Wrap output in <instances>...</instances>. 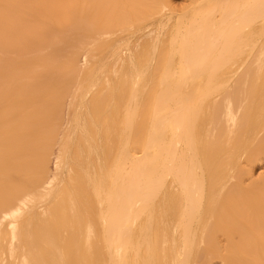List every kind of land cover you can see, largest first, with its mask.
Returning <instances> with one entry per match:
<instances>
[{
  "label": "rangeland",
  "instance_id": "374dc122",
  "mask_svg": "<svg viewBox=\"0 0 264 264\" xmlns=\"http://www.w3.org/2000/svg\"><path fill=\"white\" fill-rule=\"evenodd\" d=\"M117 1H119V0H117ZM117 1L116 0H49V1L48 0H0V35H1L0 39H3V40H0V45L3 48V45L10 44L8 46L11 49V46L13 47L15 43H16L15 44L16 46L18 44V46H17L18 50H16V51H14L17 48L16 46H15L16 48L13 47L14 50L12 49V50H4V51L0 47V60H2L5 65L13 63L15 60V57L16 58H18V57L23 58L25 56V58H26V56L30 52V49H28L26 46L31 48V45H33L35 43L37 45H41V44L45 45L46 43L49 44V45L42 46V47L36 46V44H35V46L37 48L34 49V50H36V52H40L41 56L43 57L42 62H41L42 63L41 69L39 70L38 75H37V80L38 79L41 80V83H42L41 92H40V94H41V96H40L41 101L40 102H41V105L43 106V108H41V109L39 108L40 110L38 109V112L41 113L42 117L40 118L41 120H39L40 121V128L39 129L41 131L39 132V141H37V145L39 147H42V149L44 147V149H43L44 151L50 150L49 163H48V168H47L48 170H47L46 175H45V182L44 183H47L46 182L47 179H48V182L51 181L54 174L56 173L55 163L57 162V158L59 156L62 137L64 136V134H66V131L70 126H71V130L74 127H76L75 125H73L74 122L72 123L73 120L71 121V119L73 118L72 114H74V113L72 112V114H70V111H69V104H70L71 98L75 92H78V94L80 96L82 94V96L84 97L80 101V103L82 102V105L84 106V108L82 106V107L78 108V110H77L82 116L80 123L83 125V122L84 123L86 122L84 125H85L86 129H88V131H87L88 134L90 131L92 132V133L90 132L89 135L87 133H83L82 128L80 127L81 129L80 128L76 129V132H75L76 134H77V130H79V131H78L77 139H76V136H75V139L79 140V136L81 134H83V135H81V137L83 136L85 138V136H87L90 138L91 142L96 141L97 145H99V149H98L99 152H97V153L100 154L101 160L103 163V167H102L100 165V163L98 162V158H97L96 154L92 153V158H91L92 160L91 161H92L93 165H95L97 162H98V164L95 165V167L90 168V172L89 171L88 172L91 173V175L93 173L96 174V172H97V174H96L97 176L92 175V176H94L93 177L94 179H96V178L100 179L101 176H105L104 174L108 173L107 171L114 169L116 166V162L121 157L128 156L131 159H133L136 157L137 158L143 157V156H146L148 154V156L150 157L149 159H151V158L154 159L155 156L160 154V152L162 151L161 146L163 144H165L166 141L168 142L170 140L172 134L167 132L166 126L162 124L163 112L165 110L170 109L168 106V103H171V100L169 102L168 101L158 102L157 96L159 94V91H161L164 94V96H168L169 94H173V93H174L173 96H175L178 93L179 89H182V91L184 90L185 92L186 91L190 92L191 94L193 92L194 93L197 92L199 94L201 93L200 102L198 103L199 105L196 108L197 110L195 113V117L193 118L192 133H193L195 140L198 143V147L200 148V150L198 148L199 155L200 154L203 155L202 160H201V155L199 156V158L201 160V164H204L203 166L201 165L203 182L208 186V188L212 187V185H213L212 188L217 189L222 182L225 183V178H227V176H230V174H229L230 172H231V174H233L235 176L233 182L231 183V185H229V187L226 189V191L222 194L220 200H222L223 203H225V205H226V207H224V209L226 208L227 215L231 216L233 218H236L239 221V224L236 227L223 226L224 232L225 231H228V232H225L226 235H223L222 233L219 234L217 237V243H216V251H218V253H220L221 255L216 253L215 249L213 251V249L210 248L208 250V252L205 253V255H200L198 260H195V261L193 260V262L191 261L192 263L191 262L190 263L191 264H225V261H226L225 256H227V254L229 253L228 255L231 254L232 257L235 258V260H234L235 264H250L249 260H252V258H254V260H256L258 264H259V262H260V264H264V260H263L264 258H262V257H264V254H263L264 253V243H263L264 242V237H263L264 231H260L261 228L260 227L258 228L259 225H256L257 220H260V218L262 219L264 216V214H263L264 213V190L262 189V188H264V140H263L264 139L263 138L264 132H262L260 134V136L262 135L261 139H259L260 136L256 139L257 134H258L257 131L259 129L260 130L264 129V121H262L264 118V92H263L264 91V77H263L264 76V62H263V66H262L263 68H262V71H261L259 77L254 76L252 78L253 82L251 81L249 87L246 89V91L244 92L243 95L240 94L241 95L240 101H239V99H237V100L235 99V106L236 107L239 105L238 104L239 102L241 103L242 99H244V103H245V107L242 110L241 117H240V126L236 130V132L233 133L232 135H228L226 132L227 127H225L227 125L224 123V122H226L225 117H224L225 115L221 116V119L219 117L220 114H222V111L224 110L221 99L224 98V95L226 93L231 91V90L227 89L225 87V85L227 86V84H229L231 79L234 78V76L236 74H240V78H243V75L246 74L248 72V69L251 67L250 65L255 63L257 59L260 58V59H263V61H264V55H263L264 54L263 53L264 52V39H262V37H264V18H262V16H259L258 14H255V12H254L255 18L251 19V21L247 25H243V20L240 21L238 24V27L236 28V32L233 35V38L230 39V42H228V44H226L224 53H219L218 55H215L213 57L214 59H212V61H211V65H212L211 69L206 70L200 74L193 75L192 74L193 70L191 67H189V62L186 63V61L189 57L187 55V53L191 52L192 47L194 46L193 43L185 42L184 40H176L175 42L172 43L168 38H165V39H163V42L161 44L157 45L158 47H157L156 52H155V50L153 51V49H152V48H154V46L151 43V40L146 38V36H144V35L142 37H140V36L143 34V32H147L148 30H151L153 32L157 31L159 26H156L153 28V26H154L153 24H156L157 23L156 20L161 18L162 14L166 13V12H167V14H164L162 17L171 18V22L169 23V26H168L169 29H171L176 24V20L178 21V18H180L181 16L182 17H184V16L189 17L190 15L195 14L197 12V11H194V6H195V10L198 8V6L199 7L201 6L199 4L197 5V3H198L197 1H199V0H159V1L155 0L156 1L155 5L158 4L159 7H157V11L155 12V14L153 16H150L146 19H141V21H138L135 23L131 21L129 23L124 24V26H115L114 25L115 22L113 19L118 14L122 13L120 11V9L122 7L116 8V6L113 5V2L116 3ZM140 1L142 2L141 4L147 2V0H140ZM195 4L197 5V8H196ZM5 6H7V7H5ZM47 6H48V9H47ZM51 6H55V9L50 10ZM208 9L209 8L207 7V10H205L204 13H206V11H208ZM190 12H191V14H190ZM215 13H217V15L219 16V12L217 10L215 11ZM5 14H6V16H5ZM182 14H186V15H182ZM176 16L177 17L179 16V17L177 18ZM153 18H155V19H153ZM152 19H153V21H152ZM143 24H145V25L143 26ZM150 24H151V26H150ZM142 26H143V28H142ZM136 27H138V28H136ZM131 29H133V30L135 29V30L132 31ZM128 31H130V32H128ZM126 32L128 34H126ZM83 33H85V34L86 33H93V34L91 36L87 37ZM122 33H123V35H122ZM255 37H256V39L257 38L258 39L256 40ZM260 40L261 41L263 40V41L260 42ZM97 41L98 42L101 41L99 43V45H98ZM122 41H123V43H122ZM253 41H254V43H253ZM2 42H3V44H2ZM81 42L86 43V45H84L85 47H83V48H79V49L77 48L76 49V62H75L76 66H75V69L69 70V65H68L69 52L71 51V48H73V47H78V46L80 47ZM117 42H119V44ZM93 43H97V44H95V46H92ZM182 43H183V45H182ZM120 44H121V46L118 48V46ZM21 45L22 46L24 45V48H22ZM50 45H51V47H48ZM96 45L98 47L93 48V47H96ZM19 47H21V48H19ZM61 47L63 48L64 52L60 53L61 57L58 58L57 64L53 67H49L50 60L57 59V55H58V53H56L54 55V57L52 58L51 57L52 50L58 51V49H60ZM112 47L113 48L116 47L119 51L123 50L120 52L123 54L116 53V56H115L113 54L114 50ZM4 48H5V46H4ZM110 48H111V50H109ZM27 49L29 51H27ZM90 49H92V50L95 49L93 51L94 55L100 56V57L98 56L97 57L98 59L96 58L95 61H100L101 59L107 58V66H106L107 70L105 73L104 72H102V73L98 72V73H96L95 76H92L95 79H93V78L91 79V77H88L87 79L89 81V85L95 80L98 81V83L95 81L97 84L95 85L93 90L91 88L92 87L91 85L90 86L86 85L85 86L86 89L83 88L81 90L82 92L80 91V93H79V91H77L78 85L81 86V83H82L81 81L83 79V77H82L83 71L87 67V65H89L85 61V56H86L88 51H92ZM144 49H147L148 53H147V50L143 51ZM255 49H257V50H255ZM31 50H33V48H31ZM104 50H108V51H104ZM17 51H19V52H17ZM145 52H146V55L144 54ZM152 52H154L155 54ZM158 52L160 54H157ZM156 54H157V57H156ZM13 56H14V58H13ZM177 56H178V58H175ZM242 56H245V57H242ZM48 57H49V59H48ZM145 57H146V59H145ZM241 57L244 59H241ZM141 58H143L144 60ZM248 58H249V61H248ZM174 59H176V61L178 59V61L174 62ZM237 59H240V60L238 61ZM7 60H8V62H7ZM136 60H138L139 62ZM163 60H165V61L163 62ZM10 61H12V62H10ZM120 62H122V63L120 64ZM245 62H249V63L247 64V66L243 67ZM162 63H164L165 65L170 63L171 67H173V69H171L172 75L166 79L167 82H165V80L163 79V76L161 75L162 74L161 71L164 68V64H162ZM175 63H176V65H175ZM126 65H127V67H126ZM120 66H121V70H120ZM137 66L138 67L140 66V68L138 69ZM151 66H152V68H151ZM122 67H123V69H122ZM124 67H126L127 69ZM134 67H136V69ZM146 67H149V68L146 70ZM228 67H230L231 70ZM108 69H110V70H108ZM151 69H152V71H151ZM123 70L124 71L126 70V71L123 73ZM141 70H143V71L145 70V72H148L150 75L148 74V77H146L147 75L145 74V78L143 77L144 79L140 81V83L137 85V87L133 88L135 75H136L137 71H141ZM225 70H226V72H225ZM238 70L240 72H238ZM120 71H122V72H120ZM131 71L133 73H130ZM227 71H229V72L227 73ZM255 72H256V70L255 71L253 70V73H255ZM99 74H101L102 76ZM182 74L184 75V77H182ZM189 75L191 78L189 77ZM151 77H152V80H154V81L151 80ZM129 78H130V81H129ZM182 78H184L186 80L185 86L183 84L181 85L182 80H184ZM204 78H205V81H204ZM223 78H224V80H223ZM254 78H255V81H254ZM187 79H189L188 82H187ZM258 79H260V80H258ZM227 80H228V82H227ZM256 81H257V84H256ZM107 82H109V83H107ZM224 82H226V83H224ZM123 84L125 87L123 86ZM253 85H255V86L253 87ZM192 86H194V87H192ZM110 88H111V92H110ZM171 88H173V89H171ZM222 88H224V89L220 91V89H222ZM133 89L136 92V94H135V92H133ZM233 89H235V88H233ZM171 90H172V93H171ZM90 93H92V94L90 95ZM216 94H218V95H216ZM89 95H90V98L92 97V99H91L93 101L92 103H94V104L91 103L93 105V106H91V108H88L90 105ZM133 95L136 96V99L138 98L137 100H135L136 102L133 101L132 99H130V97L132 98ZM212 95H214V96H212ZM117 96H121L120 97L121 100ZM127 96H128V98H127ZM59 97L61 99V102L63 103L62 115H61V117L56 116L54 119H50L48 122L47 119L45 120V116H46L45 112H46V110L50 109V107H52V105H54L55 100ZM95 97H96V99H95ZM108 98H110V99H108ZM123 98L126 100V102H127V103L125 102L126 104H124L123 101H125V100H123ZM77 99H78L77 103H79V98H77ZM107 99H108V101H106ZM208 99L211 102H209ZM127 100H132V101H127ZM109 101H110L111 105H109ZM112 101H114V103ZM118 101L119 102L121 101V102L119 103ZM106 102H108V106L111 109H108L109 108L108 106H107L108 108L105 109L106 107L103 105V103L106 104ZM128 102H129V104H128ZM130 102H131V104H130ZM134 102L136 105L134 104ZM85 103H86V106H85ZM112 104H114L113 109L116 112L112 109V107H113ZM120 104L123 105V107L119 106ZM125 105L128 107L126 108ZM253 106H254V108H253ZM258 106H260L261 108ZM133 107H134L135 114L137 115V117L135 115L131 116V117H134V118H132L133 121H130V124L129 123L127 124V121L124 120V118L126 119V117H127L126 115L128 114V112L134 113ZM90 109H92V110H90ZM117 109H118V112H117ZM252 109H253V112H252ZM80 110H81V112H80ZM104 110H106V111H104ZM139 110H140V112H139ZM103 111L105 113H103ZM107 111H108V113H106ZM101 112L103 114H106V115H104V121L102 120V118L100 120V117H103V115H100V117L98 116L99 113L101 114ZM111 114H112V116H111ZM84 115L85 116L89 115L88 116L89 118H90V115H91V117L93 116V118L91 120L92 124H91L89 119L86 120L87 117L84 119ZM123 115H124V117H123ZM110 116L112 118L114 117L113 119L115 120V121L113 120L112 123H109L110 122L109 121ZM128 116H129V114H128ZM261 116H262V118H260ZM95 118H96V120H98V122L96 121L97 125L99 124L98 126L96 125V123L94 121ZM112 118H110V120H112ZM117 119H119V122ZM149 119H150V121H149ZM99 120H100V123H99ZM107 120H108V122H107ZM116 120H117V122H116ZM128 120H129V118H128ZM101 121H103V124H105V121L107 123L102 126ZM120 121H121V123H120ZM125 121H126V123H125ZM250 121H251V123H250ZM70 122H71V124H70ZM261 122H263V124ZM87 123L89 125L88 127H90L91 130H89V128L87 127ZM108 123H109V125L107 127L106 125ZM111 124H113L111 126L113 131L110 130V127H109ZM119 124H121V126H123V127L125 126L124 128L126 130L123 127H120ZM204 124H206V125H204ZM251 125L255 130L252 127H250ZM254 125H256V126H254ZM196 126H199L198 128L200 131H197L198 128H196ZM102 127H104V129H102ZM93 128H94V130L97 129V133H95L96 135L99 132V134L97 135V137L98 136L99 137L97 139L94 138L95 140L92 137L94 135ZM156 128H157V132L155 130ZM205 128H206V130H205ZM210 129L211 130L213 129L214 131L212 130V132H211ZM247 129H248V131H247L248 134L246 133ZM100 130L101 131L104 130V138H103V133ZM114 130H116V131L114 132ZM208 130H210L209 131V133L211 132L210 134L208 133ZM50 131H51V133H50ZM110 131L113 132L114 135L112 133L110 135ZM123 131H124V133H122ZM79 133H81V134H79ZM195 133L197 135H195ZM213 133H214V138H216V139H215V143H214L213 148L210 149L211 148V138H212L211 136ZM245 133H246V136H245ZM91 134H93V135L91 136ZM122 134H124L123 138H121ZM199 134H200V136H199ZM96 135H94V136L96 137ZM100 135H102V136L100 137ZM166 135H168V136L166 137ZM206 135H207V137H206ZM250 135H251V137H250ZM109 136H110L111 140H109L110 139ZM82 138H81V141L79 140V142H82V143H80V144L78 143L81 147V150L74 148L75 149V151H74V149H72L73 150L72 155L76 154L79 157L80 162H81V158L83 160L84 157L86 156V153H84V148H83L84 145L82 146V144L84 142V140L82 141ZM164 138H165V140H164ZM167 138H168V140H166ZM252 138H254V140ZM103 139H105V141L108 145L105 143V141ZM251 139L253 140V142ZM208 140L210 142H208ZM107 141H109V142H107ZM101 143H103L104 146ZM174 143H176V141H174ZM235 143H237V144H235ZM249 143H250V145H249ZM202 144H204L206 151H204V149L201 150L203 147V146L201 147ZM105 145H107V147ZM240 146H241V149H240ZM245 146H248V147L250 146V147L245 148ZM232 147H233V149H232ZM242 147H243V149H242ZM105 148H106L107 155L109 154V156L106 155V157L109 158V161H107V162H106L107 158L105 159V157H104L105 156ZM113 148H115V150ZM82 149H83V152H82ZM173 149L176 151H178V150L181 151V149L183 150L184 149L183 143L180 144V142L179 143L177 142V145H175V147H173ZM78 150H80L81 152L78 153ZM121 150H123V151H121ZM150 150H152V151H150ZM232 150H234V151L231 153ZM237 150H239V151H237ZM201 151H203L204 154L201 153ZM237 152L238 153L240 152V154H238ZM82 153H84L83 154L84 156L81 155ZM241 153H242V155H241ZM79 154L81 155V157ZM150 154H151V156H150ZM74 155H73V157H75ZM116 155H117V157H115V159H114V156H116ZM119 155H121V156H119ZM235 157H236V159L234 160L233 158H235ZM75 159H76V157H75ZM93 161L95 162V164ZM131 161H133V160H131ZM105 162H106V164H105ZM205 163H206V165H205ZM232 163L234 164V167L236 169H234ZM230 165L232 168L230 167ZM108 166H110V167H108ZM203 167H204V169L207 168V171H204ZM233 169H234V171H233ZM230 170H232V171H230ZM77 171H78V169L74 170L72 172L68 171L67 174H65L66 173L65 172L64 175H62L63 177L61 176V178L62 179L66 178V180L69 181V183L67 181H64V180L62 181V179L59 178V180L61 179L60 183L61 182L62 183L60 184L61 186H58L60 190H58V187H57L56 191L62 192L64 195V198L67 196V194H71L73 191L74 203H77V202H75V200L77 199L78 203L81 205V203L84 200H86V201H84L85 203L83 202V204L81 205L82 207L80 206L78 208L79 204L77 203L76 204L77 208H76L74 206V204L70 202L69 204L66 203V207L68 208V205L71 206L70 207L71 211L68 210L67 208H66V210H64L62 207L63 204L60 201V200H62V198L57 196L59 194V192L57 193L56 191H54L56 193V195L54 193L55 198L52 201H51L52 198H50L49 200H46L43 203H40L41 205L39 204V206H40L39 208H34L35 214L33 215V218L35 220L33 218H31V220L27 219V222H29V223H31V221L33 220V222L31 223L32 228L26 222V219H25L29 215H23V217L16 218V222L17 223H23V220H24V222H26V224L24 223L23 225H25L27 230L30 227V234H31V238L33 240L32 244H34V245H32V248L34 247L35 249L40 250V251H43L42 249H44L42 230L45 227L50 233V238H52L55 241L57 249H60L63 252L62 254H64V256H66L65 257L66 264H107L108 260H109V257H108L109 254H107L108 249H107V245L105 243V236L103 235L104 234V232H103L104 226H103V221H102V204L100 202V199L97 197L96 193L94 192V189L91 188V185L89 187V185H88L89 182L87 181L88 178L87 177L85 178L86 172L80 168L79 172L81 175H79L77 173ZM83 172H84V174H83ZM205 173H206V175H205ZM207 173H209V175ZM99 175H100V177L98 178ZM204 175L209 179L211 178L210 180H208V182L210 184L208 182H205L207 179L204 177ZM36 176L37 175L33 176L32 179L33 180L37 179ZM76 176L78 178H79V176H83L84 180L81 181V179H82L81 178L80 181H78ZM204 179H206V180H204ZM227 179H229V178H227ZM168 181H167L168 185L166 188L167 193L163 194V196H161L157 200V204H156L157 205L156 208L161 209L162 211L158 212L156 214L159 215L158 217H160L162 215L164 216V214H162L163 209H164V211H166L165 209L167 207L168 217H169V219H173L174 214L176 216L175 210L177 209V205H176L177 203L175 200L177 199V197H176V199H174L173 196H175V195L172 192V190L169 189V187H171V185H173V182H172L173 180L171 179V182H170V179H169ZM229 182H230V180H229ZM66 183H67V185L70 184L72 189L70 188V186H67ZM252 183H253V185H252ZM82 184H84L85 187L81 188V186H83ZM234 185L235 186L237 185L236 188L238 190L236 189L231 194V196L228 195L230 197L226 196L227 191L230 190L231 187H233ZM238 185H239V187H238ZM240 187H242V188H240ZM83 189H85V191ZM169 190H171V192ZM37 191H38V189L35 190V193ZM82 193H84V194H82ZM168 193H169V195L171 194L170 197H168L169 196ZM259 194L261 196H259ZM74 196H75V199H74ZM232 197H234L235 201ZM209 198L210 197H208V199ZM169 199H172V200L174 199V201L172 202V200H170L171 201L170 202ZM261 199H263V200H261ZM47 201H48V203H47ZM166 201H167V203H166ZM174 202H175V204H174ZM254 202L257 203L261 209L263 208V212L261 213V211H260L257 214H255V215H257V218H255L256 220H252V221L251 220H245L246 223L248 222L247 223L249 225L248 226L244 221L247 214H245L244 212L241 213V211L238 207L244 208V206H245V210L248 211L247 206H249V208H252V206L255 205ZM159 203H160V205H159ZM164 203H166V204H164ZM85 204L87 206H85ZM170 204L172 206L174 205L173 210H172V208H170V207H172ZM221 206L222 205H218L217 210H219V208ZM235 206H238V207H235ZM83 207L84 208L86 207L85 211L90 207L89 208L90 210L88 209L89 213L87 211L85 212ZM21 208H22V211L24 212L27 207L21 206ZM82 208H83V210H82ZM36 209H37V211H36ZM168 209H170V212ZM82 211H83V213H82ZM248 212H250V211H248ZM37 213H38V215H37ZM90 213L93 216L90 215V217H88ZM160 213H161V215H160ZM232 213H234L235 215ZM243 214L245 215L244 218H243ZM260 214H262V215H260ZM95 215H96V217H94ZM259 216H261V217L259 218ZM89 219H91L90 220L91 223H89ZM93 219H94V222H96V223L93 222ZM248 219H250V218H248ZM92 223L94 225H92ZM243 225H245V227H249V228H244ZM91 226H93V227H91ZM250 226L252 227V229H251L252 231L250 230V228H251ZM91 228L95 229V231H92ZM6 230H7V232H6ZM6 230L4 229V232H6L7 234L5 235V233H3L4 237L2 236V239H1V242H2L1 247L2 248L0 251V264H19L20 263V262H18V261H20L19 251H17V249H16L17 252L15 255H12L11 253L9 254V252H10L9 245L11 242H14L15 245L18 246V244L20 242V241L18 242V240H21V237H19L18 239L16 238L17 241L16 240L14 241L12 238L13 236L11 235L10 228H7ZM261 230H263V229H261ZM230 231L232 234L230 233L228 236V233ZM8 233H9V238H8ZM93 233L96 234L95 238L93 237L94 236ZM200 233H202L201 228H200ZM260 233H263L262 236ZM170 234H171V231H170ZM197 234H199V233H197ZM77 235H78V237H77ZM201 235L202 234L198 235V237L200 236L199 237L200 239H201ZM199 238H198V240H200ZM74 239H76V240H74ZM77 240L79 241V244L81 246L79 244L78 245L75 244L76 246H73L74 243L78 242ZM74 241H77V242H74ZM198 243H200V242L198 241ZM4 244H6L5 245L6 249L3 246ZM217 244H218V246H217ZM203 245L204 244H202V243L199 244V246H198L199 251L203 250ZM3 247H4V249H3ZM75 247L77 250L75 249ZM218 247H219V249H218ZM225 247L228 250V251H226V253H225V250H226ZM258 247H260V248H258ZM222 249H224V250H222ZM70 251L71 252L77 251L76 255L79 252L80 258L78 257V255L77 256L74 255L73 257L70 258V256H69ZM200 252H202V251H200ZM258 252H261V255H263V256L261 257L260 253H258ZM18 253H19V255H18L19 257L16 258ZM222 253H223V255H222ZM38 257H40V260H41V256L38 255ZM77 257L79 258V260ZM104 258H105V260H103ZM166 263H169V264L171 263L168 258H167Z\"/></svg>",
  "mask_w": 264,
  "mask_h": 264
},
{
  "label": "bare ground",
  "instance_id": "6f19581e",
  "mask_svg": "<svg viewBox=\"0 0 264 264\" xmlns=\"http://www.w3.org/2000/svg\"><path fill=\"white\" fill-rule=\"evenodd\" d=\"M155 2H156L155 0H147V2L143 3V4H141L142 2L140 0H138V1L137 0H119L116 3L113 2V5L116 6V8L122 7L120 9V11L122 13L118 14L113 19L115 22L114 25L115 26H124V24L129 23L131 21L135 23V22L141 21V19H146L150 16H153L155 14V12L157 11V7H159L158 4L155 5ZM197 2H198L197 5L198 4L201 5L200 7L198 6V8H197V5L195 4L197 9L195 10V6H194V11H197V12L195 14L190 15L189 17L188 16H184V17L181 16L180 18H178L179 16L178 17L176 16L178 18V21L176 20V24L171 29H169V27H168L169 23L171 22V18L162 17L164 14H167V12H166V13L162 14L161 18L156 20L157 21L156 24H153L154 25L153 28L156 26H159L157 31L153 32L151 30H148L147 32H143V34L140 36V37H142L144 35V36H146V38L151 40V43L154 46V48H152V49H153V51L155 50V52H156V49L158 47L157 45L161 44L163 42V39H165V38H168L172 43L175 42L176 40H184L185 42L193 43L194 46L192 47L191 52L187 53V55L189 57L186 61V63L189 62V67L192 68V70H193L192 74L193 75H197V74H200L206 70L211 69V67H212L211 61H212V59H214L213 57L215 55H218L219 53H224L225 46H226V44H228V42H230V39L233 38V35L235 34L236 28L238 27V24L240 21L243 20V25H247L251 21V19L255 18V14H258L259 16H262V18H264V0H199ZM207 7L209 9H208V11H206V13H204V11L207 10ZM47 9H48V6H47ZM54 9H55V6L50 7V10H54ZM216 10L219 12V16L217 15V13H215ZM191 12H190V14H191ZM254 12H255V14H254ZM182 15H186V14H182ZM5 16H6V14H5ZM153 19H155V18H153ZM153 19H152V21H153ZM145 24H143V26ZM143 26H142V28H143ZM150 26H151V24H150ZM136 28H138V27H136ZM131 30L134 31L135 29L134 30L131 29ZM128 32H130V31H128ZM83 34H85V33H83ZM92 34L93 33H86L85 36L89 37ZM126 34H128V33L126 32ZM122 35H123V33H122ZM0 37H1V35H0ZM255 39H256V37H255ZM262 39H264V37H262ZM0 40H3V39H0ZM123 41H122V43H123ZM262 41L260 40V42H262ZM100 42H98V45ZM117 43L119 44V42H117ZM253 43H254V41H253ZM2 44H3V42H2ZM15 44L13 46L14 48H16L18 46V44H17V46ZM35 44L31 45V48H33V50H31L30 47L26 46L28 49H30V52L28 53L26 58H25V56L23 58H19V57L16 58L15 57V60L13 59L14 62L11 64H8V65H5L4 62L2 60H0V251L2 248L1 247L2 246L1 239H2V236L4 237L3 233H5V235H6L7 234L6 229L10 228L11 235L13 236V237L12 236L11 237L13 238L14 241L16 240V238L18 239L19 237H21V240H18V242L20 241L18 246H16L14 242H11L9 245V250H10L9 254L11 253L12 255H15L16 252L19 251L20 255L18 253L16 256V258H18L20 256L19 257L20 261H18V262H20L19 264H66V262H65L66 256H64V254H62L63 252L60 249H57L55 241L52 238H50V233L45 227L43 228V230L41 229L43 232V234H42L43 235L42 236L43 243H44V249H42L43 251L37 250L34 247H33L34 249L32 248V245H34V244H32L33 240L31 238V234H30V227H31V223L33 222V220L31 221V223H29V222H27V219L31 220V218H33V215L35 214L34 208H39L40 203H43L44 201L49 200L50 198H52L51 199V201H52L55 198L54 196L56 195V193L54 191H56L58 186H61L60 185L62 183V182L60 183V180L62 179L61 176L64 175L65 172H66L65 174H67L68 171L72 172V171L78 169L77 173L79 175H81L79 172V169L81 168V169H83V171L86 172L85 178L86 177L88 178L87 181L89 182V184H88L89 187L91 185V188L94 189V192L96 193L97 197L100 199V202L102 204V221H103V226H104V231H103L104 234L103 235L105 236V243H106L107 249H108L107 254H109L108 255L109 260H108L107 264H165L167 262V258L170 260V262H171L170 264H191L193 262V260L194 261L198 260L200 255H205V253L208 252V250L210 248L213 249V251L215 249V252L218 253V251H216L217 237L221 233L223 235H226L225 232H228V231L224 232L223 226L236 227L239 224V221L236 218H233V217L227 215L226 208L224 209V207H226V205H225V203H223L222 200H220L222 194L226 191V189L229 187V185H231L235 176L233 174H231V172H230L229 173L230 176H227V178H229V179L225 178V183L222 182L217 189H215V188L213 189L212 188L213 185H212V187H209L210 188L209 189L208 186L203 182L202 169H201V165L202 166L204 165V164H201V160L203 159V157H202L203 155L200 154L201 155V160H200V158H199L200 148L198 147V143L195 140L193 133H192L193 118L195 117V113L197 110L196 108L199 105L198 103L200 102L201 93L199 94L197 92H195V93L193 92L191 94L190 92H187V91L185 92L184 90L182 91V89H179L178 93L175 96H173L174 93L169 94L168 96H164V94L161 91H159V94L157 96L158 102H162V101H168L169 102L171 100V103H168V106L170 109L165 110L163 112L162 124L166 126L167 132L172 134V136L168 142L166 141L165 144L162 143L163 145L162 146L160 145L161 149H162L160 154L155 156L154 159H152V158L149 159L150 157L148 156V154L146 156L138 157V158L136 157L133 159H131L128 156L121 157L116 162V166L114 169L107 171L108 173L104 174L105 176L100 177V175H99L98 178L100 177V179H97V178L94 179L93 178L94 176H92V175H96L97 172H96V174L93 173L91 175V173H89L90 168L95 167V165H97L98 162L103 167L101 156H100V154L97 153V152H99L98 151L99 145H97V142L96 141L91 142L90 138L87 136H85V138L82 136L84 138L83 139L81 137V135H83V134L79 133V134H81L79 136V140L81 141V138H82V141L84 140L82 146L84 145L83 148H84V153H86V156L84 157L83 160L81 158V162H80L79 157L76 154L75 155L73 154L76 157V159L72 155V153H73L72 149L76 148V149L81 150V147L79 144L82 142H79V140H76L77 135H78V131H79V130H77V134H76L75 133L76 129L81 127L83 133L88 134V132H87L88 129H86V127L84 125L86 122L85 123L83 122V125L80 123L82 116L77 111L78 108L83 106L82 102L80 103V101L84 97L82 96V94L80 96L78 94V92H75L73 94L71 101H70V104H69V111H70V114H72V112L74 113V114H72L73 118L71 119V121L73 120L72 123L74 122L73 125H75L76 127L73 128L74 130L73 129L71 130V126H70L67 129L66 134H64V136L62 137L59 156L57 158V162L55 163L56 173L54 174L51 181L48 182V179H47V181H46L47 183H44L45 182V175H46V172L48 170L47 168H48V163H49L50 150L44 151L43 150L44 147L42 149V147H39L37 145V141H39V132L41 131L39 129L40 128V121L39 120H41L40 118L42 117L41 113L38 112V109L43 108V106L41 105V102H40L41 101L40 100V96H41L40 92H41L42 83H41V80H39V79L37 80V75H38L39 70L41 69V65H42L41 62H42L43 57L41 56L40 52H36V50H34V49L37 48L36 46L42 47V46H46L49 44L48 43H46L45 45L44 44H41V45L36 44V46H35ZM95 44H97V43H93L92 46H95ZM8 45H10V44H8ZM8 45H6V44L3 45V48L5 46L4 49L2 48L1 45H0V47L3 51L4 50H12V49L14 50V48L12 46L10 49ZM84 45H86V43L81 42L80 47L78 46V47L71 48V51L69 52V55H68L69 70L75 69V66H76L75 65L76 49L77 48L78 49L83 48V47H85ZM182 45H183V43H182ZM120 46H121V44L118 46V48ZM21 47L24 48V45L23 46L21 45ZM21 47H19V48H21ZM48 47H51V45ZM97 47L98 46L96 45V47H93V48H97ZM28 49H27V51H29ZM92 49H90V50H92ZM16 50H18V47L14 51H16ZM94 50L88 51L86 56H85V61L89 65H87V67L83 71V74H82L83 79L81 78L82 83L80 82L81 86L78 85V89H77V91H79V93L83 88H85L86 85H88V86L91 85L92 86L91 88L93 90L95 85L98 83V81L95 80L97 82L96 83L95 81L92 80L93 82L89 85V81L87 79L88 77H91V79H92L93 78L92 76H95L96 73H98V72H101V73L104 72L105 73L107 70V67H106L107 66V58L101 59L100 61H95L99 55L95 56L94 52H93ZM109 50H111V48ZM113 50L112 51H113V54L115 56H116V53H120L121 51H123V50L119 51L116 47H114ZM146 50L147 49H144L143 51H146ZM255 50H257V49H255ZM104 51H108V50H104ZM17 52H19V51H17ZM62 52H64L62 47L60 49H58V51L52 50V53L50 52L52 58L54 57V55L56 53H58V55H57V59L50 60L49 67H53L57 64V62H58L57 60L59 57H61L60 53H62ZM147 53H148V50H147ZM152 53H154V52H152ZM120 54H123V53H120ZM144 54L146 55V52ZM157 54H160V53L158 52ZM157 54H156V57H157ZM242 57H245V56H242ZM242 57H241V59H244ZM13 58H14V56H13ZM175 58H178V56ZM48 59H49V57H48ZM141 59H143V58H141ZM145 59H146V57H145ZM237 60L239 61L240 59H237ZM136 61H138V60H136ZM164 61L165 60H163V62ZM177 61H178V59H177ZM177 61H176V59H174V62H177ZM248 61H249V58H248ZM7 62H8V60H7ZM10 62H12V61H10ZM263 62H264L263 59H260V58L257 59L255 63L250 65L251 66L250 68L248 67L249 68L248 72L243 75V78H240V74H236L235 76L233 75L234 78L231 79V81L229 82V84H227V86L225 85V87L231 91L226 93L224 95V98L221 99L223 109H224L223 111L225 113L222 111V114H220L219 117L221 119V116L225 115L224 117H225L226 122H224V123L227 125L225 127H227L226 132L228 135H232L239 128L241 113L245 107L244 99L241 100V103L240 102L238 103L239 105L237 107L235 106V99L236 100L239 99V101H240L241 95H243L244 92L246 91V89L249 87V85L252 81V78L254 76L259 77V75L262 71V68H263L262 67ZM121 63L122 62H120V64ZM248 63L249 62H245L243 67L247 66ZM162 64H164V63H162ZM127 65H126V67H127ZM175 65H176V63H175ZM126 67H124V68H126ZM134 68L136 69V67H134ZM139 68H140V66L138 67V69ZM148 68L149 67H146V70ZM151 68H152V66H151ZM228 68H230V67H228ZM122 69H123V67H122ZM171 69H173V67H171L170 63L167 65L164 64V68L161 71V73H162L161 75L163 76V79L165 80V82H167L166 79L172 75ZM108 70H110V69H108ZM120 70H121V66H120ZM230 70H231V68H230ZM239 70H238V72H240ZM253 70L254 71L256 70V72L253 73ZM125 71L123 70V73ZM151 71H152V69H151ZM120 72H122V71H120ZM225 72H226V70H225ZM228 72L229 71H227V73ZM130 73H133V72L131 71ZM145 74L147 75L146 77H148L149 73L145 72V70L144 71L143 70L137 71L135 78H134V83L132 82L133 88H136L137 85L140 83V81L145 78ZM99 75H101V74H99ZM182 77H184L183 74H182ZM189 77H190V75H189ZM93 79H95V78H93ZM182 79H184V78H182ZM189 79H187V82ZM151 80H152V77H151ZM223 80H224V78H223ZM258 80H260V79H258ZM129 81H130V78H129ZM152 81H154V80H152ZM185 81H186L185 79L182 80L181 85L183 84L185 86V83H186ZM204 81H205V78H204ZM254 81H255V78H254ZM257 81H256V84H257ZM227 82H228V80H227ZM107 83H109V82H107ZM224 83H226V82H224ZM123 86H124V84H123ZM254 86L255 85H253V87ZM192 87H194V86H192ZM233 88H235V89H233ZM171 89H173V88H171ZM223 89L224 88L220 89V91ZM110 92H111V88H110ZM133 92H135L134 89H133ZM171 93H172V90H171ZM91 94L92 93H90V95ZM135 94H136V92H135ZM90 95H89V98H90ZM216 95H218V94H216ZM128 96H127V98H128ZM212 96H214V95H212ZM117 97L121 100V98H120L121 96H117ZM77 98H79V103H77V101H78ZM91 99H92V97L90 98L91 102L89 101L90 105L88 108H91V106H93L92 104H94V103H92L93 101ZM95 99H96V97H95ZM108 99H110V98H108ZM108 99L106 101H108ZM130 99L135 101L138 98L136 99V96L133 95V97L132 98L130 97ZM123 100H125V99L123 98ZM132 100H127V101H132ZM114 101H112V102L114 103ZM208 101H209V99H208ZM123 102H124V104L127 103L126 100ZM135 102H134V104H135ZM209 102H211V101H209ZM121 104L119 106L123 107V105H121ZM128 104H129V102H128ZM130 104H131V102H130ZM103 105L106 107L105 109H107L109 107L108 102H106V104L103 103ZM109 105H111L110 101H109ZM113 105L114 104H112V106ZM62 106H63V103L61 102V99L59 97L55 100L54 105H52V107H50V109L46 110L45 120L47 119V121L49 122L50 119H54L56 116L61 117ZM85 106H86V103H85ZM127 107L128 106H126V108ZM134 107H133V110H134ZM258 107H260V106H258ZM83 108H84V106H83ZM113 108H114V106L112 107V109ZM253 108H254V106H253ZM108 109H111V108L109 107ZM81 110H80V112H81ZM90 110H92V109H90ZM104 111H106V110H104ZM104 111H103V113H105ZM117 112H118V109H117ZM139 112H140V110H139ZM252 112H253V109H252ZM103 113L102 112H101V114L99 113L98 116L100 117V115H103V117H100V120L102 118V120L104 121V115H106V114H103ZM106 113H108V111ZM128 114L130 117L128 116ZM128 114L126 116L129 118V120L126 116H125L126 119L124 118V120L127 121V124L128 123L130 124V121H133L132 118H134L131 116L135 115L137 117V115L135 114V110H134V113L128 112ZM124 115H123V117H124ZM88 116L89 115H87V116L84 115V119L87 117L86 120L89 119L91 122L93 116L91 117V115H90L91 119ZM111 116H112V114H111ZM111 116H110V118H112ZM262 116L260 118H262ZM110 118H109V121H110L109 123H112V121L114 120L113 119L114 117L112 118V120H110ZM100 120H99V123H100ZM117 120L119 122V119H117ZM117 120H116V122H117ZM94 121H95V123H96V121L98 122V120H96V118ZM103 121H101L102 126L108 122V120H107V122L105 121V124H103ZM121 121H120V123H121ZM126 121H125V123H126ZM149 121H150V119H149ZM262 121H264V118ZM88 123H87V127L89 126ZM109 123L106 125L107 127H108ZM250 123H251V121H250ZM261 123L263 124V122H261ZM70 124H71V122H70ZM91 124H92V122H91ZM96 125H97V123H96ZM112 125L113 124H111L109 126L110 130H112V128H111ZM204 125H206V124H204ZM119 126L123 127V126H121V124H119ZM254 126H256V125H254ZM198 127L199 126H196V128H198ZM250 127H252V125ZM88 128H89V130H91L90 127H88ZM206 128H205V130H206ZM102 129H104V127H102ZM248 129L246 130V133H247ZM155 130L157 132V128ZM210 130H208V133ZM212 130H211V132H212ZM115 131L116 130H114V132ZM197 131H200L199 128ZM90 132H89V134H90ZM93 132H94V135H96L95 133H97V129L94 130V128H93ZM101 132L103 133V138H104V130ZM257 132H258V134H257L256 139L260 136V134L262 132H264V129L263 130L259 129ZM50 133H51V131H50ZM111 133L113 134V132L110 131V135H111ZM122 133H124V131ZM246 133H245V136H246ZM98 134H99V132H98ZM92 135L93 134H91V136ZM94 135L92 136L93 139L94 138L97 139L99 137V136L97 137V135L95 137ZM123 135L124 134H122L121 138L124 137ZM168 135H166V137ZM195 135H197V134L195 133ZM75 136H76V139H75ZM101 136L102 135H100V137ZM199 136H200V134H199ZM261 136L259 139H261ZM206 137H207V135H206ZM211 137H212L211 138V148L209 147L210 149L213 148L214 143H215V139H216V138H214V133L212 134ZM250 137H251V135H250ZM109 138H110V136H109ZM252 139L254 140V138H252ZM103 140L105 141V139H103ZM109 140H111V138ZM164 140H165V138H164ZM166 140H168V138ZM253 140H252V142H253ZM174 141H176V143H174ZM107 142H109V141H107ZM177 142L178 143L180 142V144L183 143V148H184L183 150L181 149V151H179L178 150L179 148H178L177 149L178 151H176L173 149V147H175V145H177ZM208 142H210V141L208 140ZM105 143H106V141H105ZM101 144L103 145V143H101ZM204 144H202L201 147L202 146L204 147ZM235 144H237V143H235ZM107 145H105V146L107 147ZM249 145H250V143H249ZM203 147L201 150L204 149V151H206L205 147L204 148ZM247 147L248 146H245V148H247ZM198 148H199V150H198ZM113 149L115 150V148H113ZM232 149H233V147H232ZM240 149H241V146H240ZM242 149H243V147H242ZM80 150H78V153L81 152ZM74 151H75V149H74ZM121 151H123V150H121ZM150 151H152V150H150ZM233 151L234 150H232L231 153ZM237 151H239V150H237ZM82 152H83V149H82ZM84 153H82L81 155H83ZM92 153H95L97 158H98V162L96 164L93 161L95 165H93V163L91 161L92 160L91 159ZM201 153H203V151H201ZM238 154H240V152ZM81 155H80V157H81ZM106 155H107V153H106V148H105V156L104 157H105V159L107 158V160H106V162H107V161H109V158L106 157ZM241 155H242V153H241ZM107 156H109V154ZM119 156H121V155H119ZM150 156H151V154H150ZM115 157H117V155L114 156V159H115ZM130 159L133 161H131ZM233 159L235 160L236 157ZM106 162H105V164H106ZM205 165H206V163H205ZM108 167H110V166H108ZM230 167H231V165H230ZM233 167H234V164H233ZM234 169H236V168L234 167ZM234 169H233V171H234ZM203 170L207 171V168L204 169V167H203ZM230 171H232V170H230ZM83 174H84V172H83ZM207 174L209 175V173H207ZM35 175H37L36 176L37 179L33 180L32 178ZM205 175H206V173H205ZM205 175H204V177L207 180L206 179H204V180H206L205 182H208V180H210L211 178L209 179ZM59 178H61V179L59 180ZM80 179H81V181L84 180L83 176H79V178L77 177L78 181H80ZM169 179H170V182H171V179L173 180L172 181L173 185L170 184L171 187H169V189H171L172 192L174 193V195H175V196H173L174 199H176V197H177V199L175 200L177 203L176 204L177 209L176 210L174 209L176 216L174 214L173 219H169L167 207L165 209L166 211H164V209H163L162 214H164V216L162 215V216L158 217L159 215L156 214V213L162 211L161 209L156 208L157 207L156 204H157V200L161 196H163V194L167 193L166 188L168 185L167 181ZM63 180L67 181L66 178L65 179L63 178L62 181ZM229 180H230V182H229ZM67 182L69 183V181H67ZM66 185H67V183H66ZM82 185L83 186H81V188L85 187L84 184H82ZM252 185H253V183H252ZM67 186H70V184ZM236 187H237V185L236 186L234 185L233 187H231V189L227 191L226 196H228V195L231 196V194L237 189ZM238 187H239V185H238ZM70 188H71V186H70ZM240 188H242V187H240ZM37 189H38V191L35 193V190H37ZM85 189H83V190L85 191ZM262 189L264 190V188H262ZM58 190H60L59 187H58ZM171 190H169V191L171 192ZM54 193H55V195H54ZM82 194H84V193H82ZM168 195H169V193H168ZM170 195L168 197H170ZM57 196L62 198V200H60V201L63 204L62 207L64 210H66V208H67L66 203L69 204L70 202L73 203L74 206L77 208L76 204L78 203V201L76 199L75 202H77V203H74L73 191L71 194H67V196L65 197L66 199L64 198V195L62 192H59V194ZM230 196H228V197H230ZM259 196H261V195L259 194ZM208 197H210V198L208 199ZM232 198L234 199V197H232ZM74 199H75V196H74ZM174 199L173 200L169 199V201L172 200V202H173ZM261 200H263V199H261ZM84 201H86V200H84ZM234 201H235V199H234ZM83 202L81 203V205L83 204ZM47 203H48V201H47ZM160 203H159V205H160ZM166 203H167V201H166ZM166 203H164V204H166ZM86 204H85V206H87ZM174 204H175V202H174ZM81 205L79 204L78 208ZM218 205H222L219 208V210H217ZM21 206L27 207L24 212L22 211ZM173 206L170 207V208H172V210H173ZM257 206H258L257 203H255V205H253L252 208H249V206H247L248 211H250V212L245 210V206H244V208L238 207V206H235V207H238L240 209L241 213L244 212L245 214H247L244 221L245 220H251L252 221V220H256L255 218H257V215H255V214H257L260 211H261V213L263 212V208L261 209L259 206L258 207ZM70 207L71 206L68 205L67 209L70 210ZM83 208H82V210H83ZM85 208H84V211H85ZM88 209L86 210L87 212H88ZM168 210L170 212V209H168ZM36 211H37V209H36ZM82 213H83V211H82ZM232 214H234V213H232ZM23 215H29L28 217L26 216L27 218H25L26 222L30 225L28 230L25 227V225H23L24 223L26 224V222H24V220H23V223H17L16 222V218L23 217ZM37 215H38V213H37ZM90 215H91V213L89 214L88 217H90ZM160 215H161V213H160ZM260 215H262V214H260ZM91 216H93V215H91ZM244 216L245 215L243 214V218H244ZM94 217H96V215ZM260 217L261 216H259V218ZM248 218H250V219H248ZM262 219L260 218V220H257V223H256V225H259L258 228L260 227L261 229H263V230L260 229V231H264V216ZM90 220L91 219H89V223H91ZM93 222H94V219H93ZM94 223H96V222H94ZM245 223H246V221H245ZM92 225H94V224L92 223ZM91 227H93V226H91ZM243 227L249 228V227H245V225H243ZM200 228L202 229V233H200ZM4 229L6 230V232H4ZM91 229H92V231H95V229H93V228H91ZM251 229H252V227L250 228V230ZM170 231H171V234H170ZM95 233H93L94 238L96 237V234H97V233L96 234ZM197 233L202 234L201 239L199 238L200 236L198 237L199 234H197ZM230 233H231V231L228 233V236ZM263 233H260L261 236ZM77 237H78V235H77ZM8 238H9V233H8ZM198 238L200 240H198ZM74 240H76V239H74ZM77 241H74V242H77ZM198 241L200 243H198ZM201 243L204 244L203 250H200L202 252L199 251V247H198L199 244H201ZM75 244L78 245L79 241L77 243H74L73 246H76ZM5 245L6 244H4L3 246L5 247ZM217 246H218V244H217ZM4 247H3V249H4ZM258 248H260V247H258ZM5 249H6V247H5ZM16 249H17V251H16ZM75 249H76V247H75ZM218 249H219V247H218ZM225 249H226L225 250V253H226V251H228V250L226 247H225ZM222 250H224V249H222ZM76 252L77 251H75V252L70 251V255H69L70 258L73 257L74 255H76ZM258 253H260V255H261V252H258ZM218 254H220V253H218ZM228 254H227V256H225V259H226L225 264H235L234 263L235 258L232 257L231 254L230 255H228ZM38 255L41 256V260H40V257H38ZM77 255L80 258L79 252L77 253ZM222 255H223V253H222ZM262 256L263 255H261V257ZM79 258H78V260H79ZM262 258H264V257H262ZM103 260H105V258ZM252 260H249L250 264H258L257 261L254 260V258H252ZM166 264H169V263H166ZM259 264H260V262H259Z\"/></svg>",
  "mask_w": 264,
  "mask_h": 264
},
{
  "label": "snow or ice",
  "instance_id": "6c2138e0",
  "mask_svg": "<svg viewBox=\"0 0 264 264\" xmlns=\"http://www.w3.org/2000/svg\"><path fill=\"white\" fill-rule=\"evenodd\" d=\"M5 7H7V6H5Z\"/></svg>",
  "mask_w": 264,
  "mask_h": 264
}]
</instances>
